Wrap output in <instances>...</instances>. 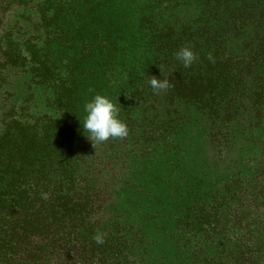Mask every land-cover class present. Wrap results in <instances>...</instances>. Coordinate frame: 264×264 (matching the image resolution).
Instances as JSON below:
<instances>
[{"label":"trees","instance_id":"16d2710c","mask_svg":"<svg viewBox=\"0 0 264 264\" xmlns=\"http://www.w3.org/2000/svg\"><path fill=\"white\" fill-rule=\"evenodd\" d=\"M106 14L154 38L127 93L150 139L171 104L264 127V0H0V264H145L130 249L142 236L112 208L115 174L90 167L79 142L84 96L100 90L97 81L86 89L91 58L114 50L112 24L97 28ZM186 46L198 57L190 68L175 56ZM160 69L171 87L156 94L148 81ZM255 170L223 192L219 204L232 210L217 212L195 264H264V165ZM225 212L237 218L235 245Z\"/></svg>","mask_w":264,"mask_h":264},{"label":"rangeland","instance_id":"374dc122","mask_svg":"<svg viewBox=\"0 0 264 264\" xmlns=\"http://www.w3.org/2000/svg\"><path fill=\"white\" fill-rule=\"evenodd\" d=\"M109 24L106 14L97 28L103 31ZM118 26H110L113 34L99 35L104 40L111 34L108 40L114 50L109 57L92 56L95 75L86 81V89H93L97 81L98 94L120 109L119 119L127 125L128 135L94 147L83 134L79 142L87 149L90 167L115 174L108 177L119 183L112 208L142 236L131 245L133 253L143 257L145 264H195L205 258L204 241L219 218L217 212L232 210L227 200L219 204L223 192L234 184H246L264 165V127L243 115L223 124L211 115L171 104V118L163 130L158 128L162 123L155 121L154 140L150 139L151 130L136 125L135 116L129 115L127 93L136 85V70L142 69L154 38L145 24ZM84 97L91 101L87 94ZM179 109L183 118L175 128L174 111ZM209 203L219 206L209 209ZM234 220L228 212L221 217L224 229L232 233L230 245H235L238 231Z\"/></svg>","mask_w":264,"mask_h":264},{"label":"clouds","instance_id":"9594fccd","mask_svg":"<svg viewBox=\"0 0 264 264\" xmlns=\"http://www.w3.org/2000/svg\"><path fill=\"white\" fill-rule=\"evenodd\" d=\"M176 59L179 60L184 68H190L198 59L197 55L190 47H182L175 53ZM209 59H212L209 55ZM162 76L163 70L160 69ZM150 87L156 94L167 90L171 87L168 79L157 78L151 76L148 81ZM120 109L107 96L96 94L91 101L84 105V118L79 119L83 134L93 143H104L109 139H123L128 135L127 125L119 119ZM42 197L47 199L46 193H42ZM97 244H103L104 238L102 233H97L94 237Z\"/></svg>","mask_w":264,"mask_h":264}]
</instances>
